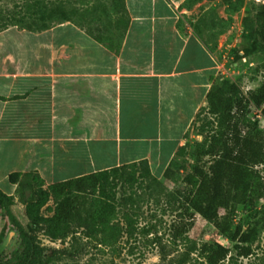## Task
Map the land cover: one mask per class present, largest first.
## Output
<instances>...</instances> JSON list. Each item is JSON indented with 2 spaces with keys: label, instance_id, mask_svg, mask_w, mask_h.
I'll list each match as a JSON object with an SVG mask.
<instances>
[{
  "label": "crops",
  "instance_id": "1",
  "mask_svg": "<svg viewBox=\"0 0 264 264\" xmlns=\"http://www.w3.org/2000/svg\"><path fill=\"white\" fill-rule=\"evenodd\" d=\"M204 1L106 0L0 29V189L12 175L50 186L141 163L162 176L222 69Z\"/></svg>",
  "mask_w": 264,
  "mask_h": 264
},
{
  "label": "rangeland",
  "instance_id": "2",
  "mask_svg": "<svg viewBox=\"0 0 264 264\" xmlns=\"http://www.w3.org/2000/svg\"><path fill=\"white\" fill-rule=\"evenodd\" d=\"M263 1L205 0L200 7L201 18L211 43L209 47L216 59L224 63L219 78L239 82L244 93L264 82V51L256 40L259 28L256 18L257 6ZM104 6L106 0H0V29L12 24L21 27L28 24H52L61 17L69 18L72 13L88 14ZM206 111L207 109L200 113L190 140L179 150L162 176L154 179L153 175L148 174L147 165L143 164L130 170L134 171V182L118 181L116 188L110 191L111 195L114 194L110 201L117 205V209L109 221L102 218L97 211L100 194L85 193L79 198L80 211L73 215L65 237L51 238L46 230L47 220L56 215L59 202L73 198L77 193L71 191L67 196L59 198L51 191L50 186L38 182L35 187V200L30 203L20 200L18 184H12L11 189H6V192L15 197L13 211L39 244L58 250L65 249L67 253L75 249L78 251L73 258L58 261L56 264H167L183 257V264H206V260L199 256L198 249L191 250L193 244L198 248L204 242H218L233 249L234 242L220 234L201 215L193 213V224L184 238L176 243L171 239L172 224L182 219L181 205L190 190L196 188V185H189L186 178L192 173L195 163L194 151L206 134L200 133V126L207 123L206 121L211 122V126L216 125L215 117H207ZM246 115L252 120L260 119L264 132V117H258L259 108L249 106ZM212 159L211 156L203 159L205 168H208ZM256 169L260 171L264 182V163L256 166ZM126 211L133 214L138 228L153 225L151 234L147 237L138 234L130 239L124 215ZM263 214L264 199L241 205L233 229L240 226L246 231ZM6 220L0 214V227ZM105 222L108 223L106 230L104 233H96V240L87 236ZM15 242L11 243L12 246L16 245ZM251 245L254 249L251 256L236 257L233 261L226 259L220 264H264L262 231L257 234ZM232 251V254H235V250Z\"/></svg>",
  "mask_w": 264,
  "mask_h": 264
},
{
  "label": "trees",
  "instance_id": "3",
  "mask_svg": "<svg viewBox=\"0 0 264 264\" xmlns=\"http://www.w3.org/2000/svg\"><path fill=\"white\" fill-rule=\"evenodd\" d=\"M256 18L259 25L256 40L260 49L264 51V1L257 6ZM40 25L44 27L50 23ZM27 26L32 28L34 25ZM207 98V117H215L216 125L211 126V122L206 121L207 123L200 126V133L206 134L194 151L195 163L192 166V173L186 178L188 184L196 185V188L190 190L181 205L182 219L172 224L171 239L176 243L184 238L193 224L191 221L193 213H198L220 234L234 242L233 249L218 242H204L198 248L197 245H192L191 250L198 249L199 256L206 260V264H220L226 259L233 261L236 257L251 256L254 253L251 243L260 231L264 233V214L246 231L240 226L233 229L241 205L264 199L263 177L256 169V166L264 163V132L260 119L252 120L246 115L247 108L252 105L261 109L264 117V82L244 93L239 82L218 78L213 82ZM206 156L213 158L208 168L202 164ZM143 164L145 163H141ZM136 166L122 165L50 185L51 191L59 198L67 196L71 191H75L77 195L58 203L56 215L47 220V234L53 239L65 237L73 215L80 211L79 198L85 193L100 194L97 211L102 218L109 221L117 209V205L110 201L114 195H111L110 191L116 188L118 181L134 182L135 174L130 170ZM147 172L152 175L148 166ZM11 179L15 182L18 177L12 175ZM36 179L27 174H22L18 179L20 200L23 203L35 200ZM14 204L15 197L0 189V214L7 219L0 227V243L12 229L16 230L18 235L13 249L0 251V264H56L58 261L74 257L78 252L76 249L67 253L65 249H53L36 242L13 211ZM124 215L130 239L138 234L141 237L151 234L153 225L138 228V222L133 214L126 211ZM107 225L105 222L87 236H92L91 238L96 240V233H104ZM232 250H235V254H232ZM184 258L167 264H183Z\"/></svg>",
  "mask_w": 264,
  "mask_h": 264
},
{
  "label": "water",
  "instance_id": "4",
  "mask_svg": "<svg viewBox=\"0 0 264 264\" xmlns=\"http://www.w3.org/2000/svg\"><path fill=\"white\" fill-rule=\"evenodd\" d=\"M15 234V231L14 230H11L7 237L0 243V251H3L4 248H6L7 246L10 245V241L12 239V236ZM11 246V245H10Z\"/></svg>",
  "mask_w": 264,
  "mask_h": 264
},
{
  "label": "flooded vegetation",
  "instance_id": "5",
  "mask_svg": "<svg viewBox=\"0 0 264 264\" xmlns=\"http://www.w3.org/2000/svg\"><path fill=\"white\" fill-rule=\"evenodd\" d=\"M12 230H14V229H12ZM14 231H15V234L12 236V239H11V241H10V245H11V246H10V245L7 246L6 249H10V250L13 249L14 246H12L11 243L17 241L18 235H17V233H16V230H14ZM9 232H10V231H9ZM9 232H8V233H9ZM8 233H7L6 236L2 239V241L7 237ZM2 241H1V242H2ZM15 244H16V242H15ZM3 251H4V250H3Z\"/></svg>",
  "mask_w": 264,
  "mask_h": 264
},
{
  "label": "built area",
  "instance_id": "6",
  "mask_svg": "<svg viewBox=\"0 0 264 264\" xmlns=\"http://www.w3.org/2000/svg\"><path fill=\"white\" fill-rule=\"evenodd\" d=\"M221 63H222V62H221ZM221 63H220V64H221ZM223 64H224V63H222V65H223ZM258 117H259V118H261V117H262V114H261V109H259V115H258Z\"/></svg>",
  "mask_w": 264,
  "mask_h": 264
}]
</instances>
